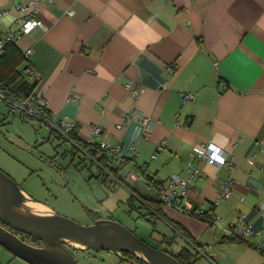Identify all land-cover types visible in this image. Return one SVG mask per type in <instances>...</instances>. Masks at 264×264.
<instances>
[{"label": "crops", "instance_id": "crops-1", "mask_svg": "<svg viewBox=\"0 0 264 264\" xmlns=\"http://www.w3.org/2000/svg\"><path fill=\"white\" fill-rule=\"evenodd\" d=\"M21 1L0 0V36L24 20ZM37 9L46 29L15 42L22 55L31 49L20 78L36 83L32 94L47 112L75 122L77 141L93 137L125 155L104 152L120 182L104 189L101 207L130 213L135 200L154 216L150 224L159 223L149 237L176 254L186 249L189 264H264L261 252L224 234L242 218L261 230L250 241L264 247L257 207L264 190V0H39ZM182 93L194 97L183 101ZM94 126L101 128L96 136ZM197 144L220 146L228 163L207 166L196 158ZM188 163L199 172L179 203L210 211L220 223L159 202L161 188L174 174L185 177ZM98 175L111 181L101 168ZM227 179L231 195L213 204Z\"/></svg>", "mask_w": 264, "mask_h": 264}, {"label": "rangeland", "instance_id": "rangeland-1", "mask_svg": "<svg viewBox=\"0 0 264 264\" xmlns=\"http://www.w3.org/2000/svg\"><path fill=\"white\" fill-rule=\"evenodd\" d=\"M91 157L71 142L59 138L43 123L11 111L7 101L0 98V169L23 191L36 201L47 203L58 215L83 225L89 224L92 216L117 220L150 245L176 254V247L160 244L149 237L159 223L157 221L156 226L150 224L149 220L153 222L154 216L135 200L136 210L132 209L130 213L129 208L121 205L116 210L110 205L105 209L101 207L100 200H108L104 189L112 188L115 180L111 176L110 182L105 178L102 180L98 175L101 168L96 162L98 157L94 155L95 160ZM140 214H144L143 218L148 222L138 217ZM174 244L179 246L180 239ZM71 252L81 264H119L120 260L112 252L102 250ZM0 264L32 263L0 246Z\"/></svg>", "mask_w": 264, "mask_h": 264}, {"label": "water", "instance_id": "water-1", "mask_svg": "<svg viewBox=\"0 0 264 264\" xmlns=\"http://www.w3.org/2000/svg\"><path fill=\"white\" fill-rule=\"evenodd\" d=\"M146 184L153 189L150 182ZM30 202L42 205L0 169V246L26 262L81 264L69 250L72 248L112 252L129 264L136 263L124 257V253L145 264H180L177 254L153 247L116 220L97 218L83 225L48 208L45 215L36 214ZM14 231L39 240L41 246L24 241ZM72 239L81 246L73 245Z\"/></svg>", "mask_w": 264, "mask_h": 264}, {"label": "built area", "instance_id": "built-area-1", "mask_svg": "<svg viewBox=\"0 0 264 264\" xmlns=\"http://www.w3.org/2000/svg\"><path fill=\"white\" fill-rule=\"evenodd\" d=\"M39 0H22L17 5V10L24 17L22 23L16 27L14 24L10 25L5 33L0 36V53H2L3 48L8 43H15L22 36L33 33L36 30L44 31L46 27L44 26L42 20L38 16L37 4ZM4 14V10L0 8V17ZM73 11L69 12L72 15ZM31 49H25L23 55L26 57L30 54ZM7 94L0 90V98L5 99L9 105V108L13 112H17L19 115L33 118L44 125L48 126L57 135H59L63 140L71 142L76 148L82 150L86 155H89L84 151V149L77 143V140L73 137V131L75 128V122L68 117L57 118L56 115L50 114L46 111L45 107L39 105L36 100V96H24L14 89H7ZM133 95H137V91L133 90ZM8 95V97H6ZM194 97L191 93H182L181 98L183 101L192 99ZM132 115L136 116L141 124H148L145 118L139 116L138 111H133ZM92 136H96L101 132V128L98 126L92 127ZM88 145L95 146L103 152L110 153L116 157H125L119 147H111L105 142L101 141L96 143L93 137L89 138L85 142ZM235 144H232L234 147ZM162 147L159 145L158 149ZM133 148V147H132ZM263 150V147H262ZM264 151V150H263ZM196 158L204 162L207 166L213 167L215 170H219L223 165L228 163V152L217 145L212 144H197L195 147ZM89 157H91L89 155ZM92 158V157H91ZM94 159V158H92ZM95 160V159H94ZM97 162V160H96ZM98 163V162H97ZM99 164V163H98ZM102 171L107 173L109 176L113 177L115 180L120 182L119 179L115 178L107 168L101 166ZM199 169L193 163L187 164V175L185 177H180L179 175H172L166 185H164L160 190L159 200L164 206L175 207L184 213L195 217H207L214 223H220L221 218L210 211H205L200 208H190L186 205H181L179 199L183 198L188 185L191 183L193 176L197 175ZM233 180L227 179L221 181L218 184V197L213 204H216L220 199H225L231 195V186ZM262 192V201L258 204V209L261 210V227L264 228V190ZM151 211L156 213L153 209L149 208ZM224 234L227 238L236 239L241 242L250 244L256 250L264 255V247H260L257 244L250 241L252 236H259L261 230L254 229L253 225L250 223H245L242 218H238L233 224L224 226ZM191 243V242H190ZM195 247L197 255H204V249L191 244ZM209 258V257H208ZM210 259V258H209Z\"/></svg>", "mask_w": 264, "mask_h": 264}, {"label": "trees", "instance_id": "trees-1", "mask_svg": "<svg viewBox=\"0 0 264 264\" xmlns=\"http://www.w3.org/2000/svg\"><path fill=\"white\" fill-rule=\"evenodd\" d=\"M24 62V56L22 53L18 50L15 43H8L4 46L2 53H0V80H3L5 83L0 82V89L2 86V90H9L14 89L18 91L19 93L23 94L24 96H34L32 94L35 82L32 84H26V81H24L23 78H20V72L18 71V66L22 65ZM59 138H61L59 135H57ZM77 143L84 149L86 153L91 155L92 157L95 155L98 158L96 159L97 162L107 168V170L111 174H116V170L114 167H111L109 164H107L106 159H104L105 154L103 151H101L99 148L95 146H91L86 144L85 142L77 141ZM109 161V160H108ZM160 202V201H159ZM144 217V216H143ZM201 218V217H199ZM205 218V217H203ZM209 219V218H208ZM211 221V220H210ZM30 237V236H28ZM32 238V237H31ZM33 241L30 242L33 245L40 244L41 242L37 239L32 238ZM70 251H76L77 249L69 248ZM125 255H128L130 258H133L135 262L138 264H145L141 260L137 259L134 256H131L129 254L124 253ZM180 264H189V260L192 258V256L189 254L186 249H182L179 251L178 255L176 256ZM192 260V259H191Z\"/></svg>", "mask_w": 264, "mask_h": 264}, {"label": "flooded vegetation", "instance_id": "flooded-vegetation-1", "mask_svg": "<svg viewBox=\"0 0 264 264\" xmlns=\"http://www.w3.org/2000/svg\"><path fill=\"white\" fill-rule=\"evenodd\" d=\"M39 202V201H38ZM41 203V202H40ZM97 218H101V217H96V218H94V216H92L91 217V222L89 223V224H91L95 219H97ZM108 218V217H107ZM111 219V218H110ZM117 221V220H116ZM119 222V221H118ZM121 223V222H120ZM122 224V223H121ZM3 225V224H2ZM124 225V224H123ZM5 226V225H4ZM5 227H7V226H5ZM126 227V226H125ZM128 228V227H127ZM129 229V228H128ZM10 230V229H9ZM131 230V229H130ZM131 231H133V230H131ZM19 237H21L24 241H26V242H28V243H30V242H32L33 241V239L31 238V237H28V235H25V234H23V233H20V232H16V231H14ZM134 232V231H133ZM36 246H41V243L40 244H37ZM154 247V246H153ZM155 248H157V247H155ZM168 251V250H167ZM169 252V251H168ZM73 254V253H72ZM176 255V254H175ZM178 255V254H177ZM176 255V256H177ZM123 256L124 257H126V258H128V259H130V260H132V261H134L135 262V260L133 259V258H130L128 255H125V254H123ZM118 263L119 264H129L126 260H119L118 261ZM136 264H138L137 262H135Z\"/></svg>", "mask_w": 264, "mask_h": 264}, {"label": "bare ground", "instance_id": "bare-ground-1", "mask_svg": "<svg viewBox=\"0 0 264 264\" xmlns=\"http://www.w3.org/2000/svg\"><path fill=\"white\" fill-rule=\"evenodd\" d=\"M28 204H29L31 210H32L34 213H36V214L45 215L46 213H48V210H47L45 207H43V205H39V204L32 203V202H30V203H28ZM70 242H71L73 245L81 246L80 243L76 242V241L73 240V239H72ZM140 257H141V256H140Z\"/></svg>", "mask_w": 264, "mask_h": 264}]
</instances>
